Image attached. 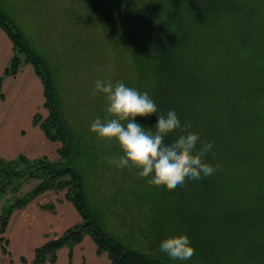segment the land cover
I'll use <instances>...</instances> for the list:
<instances>
[{"label": "trees", "instance_id": "obj_1", "mask_svg": "<svg viewBox=\"0 0 264 264\" xmlns=\"http://www.w3.org/2000/svg\"><path fill=\"white\" fill-rule=\"evenodd\" d=\"M160 1L168 10V13L161 10L168 15L166 23L160 24L164 17L157 16L160 12L158 9L155 12L154 9H147L138 18L141 38L135 41L137 46L140 45L136 52L137 66L141 79L148 80V85L141 87V92H147L153 98L158 106V114L175 110L182 125L185 121H191L190 131L198 133L201 140L213 143L216 155L213 158L209 154L207 163L213 166L219 163L220 167L212 176L202 180L219 176L245 180L264 175V86H258L259 95L222 98L218 96L220 87L217 83L211 86L212 89L205 90L199 84L197 71L191 69L192 65L203 62L202 57L209 61L222 56L227 49L234 50L244 58L251 57L257 63H264V0ZM170 15L183 17L192 23V28H196L201 35L198 39L201 43L199 51L187 56L183 46L175 44L172 40L175 34L170 33L167 26L171 22ZM0 27L13 44L12 60L4 76L0 77V100L5 97L3 79L17 76L23 64L31 65L41 81L44 98L42 111L33 115L32 124L42 131L48 141L59 146L57 160L30 159L24 155L14 160L0 159V200L8 191L17 194L24 183L38 179L31 191L33 195L47 191L65 192V199L75 206L82 217L80 224L38 248L35 264L54 262L59 249L80 244L85 236L94 240L99 254L108 255L109 264H191L171 260L159 251L162 240L184 234L189 236L195 248L193 256L196 259H201L198 255H218L220 252L238 264H264V228L216 229L206 226L203 235L197 223V210L189 208L191 214L186 216L184 196L187 197L189 190L186 188L192 180H187L184 186H178L175 190L165 189L164 198L156 195V202L150 195H142L146 207L150 208L147 213L144 212L149 217L146 216V225L136 232L148 241L145 247H140L130 235L119 237L107 229L94 206L90 205L81 168L70 163L71 158H78L79 147L83 146L81 142H75V134L62 112L55 90L58 72L52 65V57L44 53L41 55L42 52L39 53L31 45L22 30L16 28L14 21L1 8ZM216 31L217 34L212 36ZM247 81L249 85L252 84L249 75ZM43 112H46L45 115ZM137 122L145 127L154 126L156 117L138 118ZM178 134L169 136L165 143H170ZM202 180L193 181L199 189ZM199 192H195V195H212L211 191ZM179 196L183 199H178ZM166 198L169 202L162 201ZM20 204L22 198L10 206H3L0 235L5 233L11 215L21 207ZM219 209L222 211L226 208ZM242 209L245 208L238 207V210Z\"/></svg>", "mask_w": 264, "mask_h": 264}, {"label": "rangeland", "instance_id": "obj_2", "mask_svg": "<svg viewBox=\"0 0 264 264\" xmlns=\"http://www.w3.org/2000/svg\"><path fill=\"white\" fill-rule=\"evenodd\" d=\"M0 8L14 21L16 28L22 30L31 45L39 53L42 52L41 55L44 53L52 57V65L59 73L55 78V90L60 98L62 112L75 134V142H81L83 146L79 147L78 160L71 158L70 163L81 168L91 207L94 206L100 220L115 235H130L140 247H145L148 241L141 233L136 232L139 227L146 225L148 215L145 216L144 212L147 213L150 209L149 206L146 207L142 195H150L156 202V195L164 198L166 190L149 185L133 168L120 169L111 164L110 158L121 154L119 146L115 142L99 140L89 129L94 119H103L107 115L103 95L94 94L97 79L111 80L113 83L120 81L139 91L141 87L148 85L147 79H141L137 66L136 52L140 45L137 46L135 41L141 38L138 18L147 9H154V12L158 9L160 12L157 16L164 17L160 24L166 23L168 15L163 13H168L166 6L160 0H0ZM169 18L171 22L167 26L170 33L175 34L172 38L175 44L183 46L187 56L199 51L201 43L199 44L198 39L201 35L196 28H192V23L177 15H170ZM216 34L217 31L212 36ZM202 58L203 62L192 65L191 69L197 71L199 84L205 90L212 89L211 86L217 83L220 87L218 96L222 98L260 94L257 90L258 86H264V63H257L251 57L244 58L228 49L223 51L222 56L215 57V60L207 61ZM24 65L26 64L22 66ZM248 75L252 80L251 85L247 81ZM3 89L7 95L0 108L5 111L10 95L6 79L3 81ZM38 96L42 97L37 92L36 98ZM41 99L43 104L44 98ZM18 110L16 108L14 114H10L13 122L0 121L1 132L15 126L18 129L24 122V118L20 121V117H17ZM9 123L12 125H8ZM56 153L58 155L57 151ZM43 156L49 157L48 153ZM38 182V179L27 181L17 194L8 191L2 203L10 206L22 198V217L27 221L44 222V218L31 211L33 203L38 205L37 196L31 193ZM201 184L200 189L193 181L187 186L186 190L189 191L187 197L184 196L183 207L186 208V216L191 214L189 208L197 210V223L200 224L203 235L206 226L216 229L264 228V175L245 180L234 176H219L202 180ZM199 191H211L212 195L206 197L204 194L202 197L201 193L196 196L195 192ZM162 201L169 202V199ZM53 207V203L48 205L51 210ZM220 207L226 209L219 211ZM238 207L245 209L238 210ZM48 208L41 206L42 210L47 211ZM45 236L49 238L51 233L47 232ZM218 253L198 255L201 259L193 256L185 262L238 264L228 255ZM22 257L24 264H35V259L29 262L34 258L33 255L30 259L23 251Z\"/></svg>", "mask_w": 264, "mask_h": 264}, {"label": "clouds", "instance_id": "obj_3", "mask_svg": "<svg viewBox=\"0 0 264 264\" xmlns=\"http://www.w3.org/2000/svg\"><path fill=\"white\" fill-rule=\"evenodd\" d=\"M94 94L105 99L106 116L91 122L90 132L101 141L115 142L120 149L110 163L120 169L133 168L140 178L157 188L175 190L187 180L200 181L212 176L220 167L207 163L215 158L213 143L201 140L190 131L191 121L181 124L175 110L158 114V106L147 92L123 82L97 79ZM155 116L154 126L145 127L137 119ZM175 135L170 143L169 136ZM159 251L171 260L188 261L195 254L188 235H176L160 242Z\"/></svg>", "mask_w": 264, "mask_h": 264}, {"label": "crops", "instance_id": "obj_4", "mask_svg": "<svg viewBox=\"0 0 264 264\" xmlns=\"http://www.w3.org/2000/svg\"><path fill=\"white\" fill-rule=\"evenodd\" d=\"M12 57L13 44L0 27V77L4 76ZM5 79L10 88V95L7 99V110L3 111L0 108V121L13 122L10 114H14V109L19 108L17 117H20V121L24 118V122L18 126V129L15 126L11 129L5 128L3 132L0 131V159L14 160L20 155L37 159L43 158V154L48 153L50 158H47L57 160L56 151L58 152L59 146L48 141L42 131L32 124L33 115L42 111L43 106L41 81L33 67L24 65L17 76L5 77L3 81ZM37 92L42 97L36 98ZM4 94L5 97L0 100V106L6 99L7 93ZM3 200L4 198L0 200V212L3 210ZM36 201L38 205L33 203L31 211L44 218V222L27 221L22 217L24 211L20 208L13 212L5 233L0 235V238L5 240H0V264H12V262L24 264L23 251L30 259L33 255L34 258L29 262L33 261L38 248L82 222V217L75 206L65 199V192L47 191L37 195ZM52 203L54 207L51 210L48 205ZM41 206L47 207L52 214L49 210H42ZM47 232L51 233L49 238L45 236ZM26 247L29 248L26 250ZM45 264H109V258L106 253L99 254L94 240L90 236H85L80 244L59 249L56 260L47 261Z\"/></svg>", "mask_w": 264, "mask_h": 264}]
</instances>
